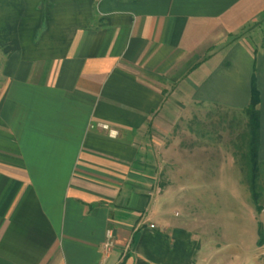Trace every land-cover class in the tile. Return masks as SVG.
I'll return each instance as SVG.
<instances>
[{
	"label": "crops",
	"instance_id": "crops-1",
	"mask_svg": "<svg viewBox=\"0 0 264 264\" xmlns=\"http://www.w3.org/2000/svg\"><path fill=\"white\" fill-rule=\"evenodd\" d=\"M253 75L264 164V0H0V264H213L169 132Z\"/></svg>",
	"mask_w": 264,
	"mask_h": 264
},
{
	"label": "rangeland",
	"instance_id": "rangeland-1",
	"mask_svg": "<svg viewBox=\"0 0 264 264\" xmlns=\"http://www.w3.org/2000/svg\"><path fill=\"white\" fill-rule=\"evenodd\" d=\"M169 134L180 150L179 173L170 177L175 181L167 211L171 218L188 219L213 264H264V164H259L256 202L245 112L210 107L181 118ZM193 146L199 151L189 157ZM202 146L208 149L202 152Z\"/></svg>",
	"mask_w": 264,
	"mask_h": 264
},
{
	"label": "trees",
	"instance_id": "trees-1",
	"mask_svg": "<svg viewBox=\"0 0 264 264\" xmlns=\"http://www.w3.org/2000/svg\"><path fill=\"white\" fill-rule=\"evenodd\" d=\"M260 93L257 88L255 75L252 76L251 96L248 106L243 110L248 117V153L247 161L250 167L249 183L254 200L257 202L259 193L257 192V176L259 172L258 149H259V129L260 112L258 109Z\"/></svg>",
	"mask_w": 264,
	"mask_h": 264
},
{
	"label": "built area",
	"instance_id": "built-area-1",
	"mask_svg": "<svg viewBox=\"0 0 264 264\" xmlns=\"http://www.w3.org/2000/svg\"><path fill=\"white\" fill-rule=\"evenodd\" d=\"M98 125L100 127H102L103 129H106L109 132V135L114 136L117 134V130L115 128L110 127L108 124L106 123H98ZM154 226V225H152ZM114 236H113V231L112 229H108L107 233H106V239L104 242V252L106 253V256L109 254V252L112 250V247L114 246Z\"/></svg>",
	"mask_w": 264,
	"mask_h": 264
}]
</instances>
